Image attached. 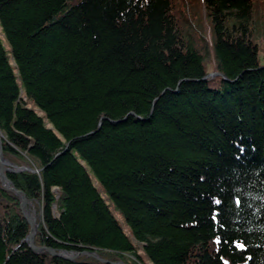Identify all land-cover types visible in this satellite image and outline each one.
Masks as SVG:
<instances>
[{
    "label": "trees",
    "instance_id": "trees-1",
    "mask_svg": "<svg viewBox=\"0 0 264 264\" xmlns=\"http://www.w3.org/2000/svg\"><path fill=\"white\" fill-rule=\"evenodd\" d=\"M202 3L0 0L6 176L79 255L0 181V264H264V0Z\"/></svg>",
    "mask_w": 264,
    "mask_h": 264
},
{
    "label": "rangeland",
    "instance_id": "rangeland-1",
    "mask_svg": "<svg viewBox=\"0 0 264 264\" xmlns=\"http://www.w3.org/2000/svg\"><path fill=\"white\" fill-rule=\"evenodd\" d=\"M176 2H177V5L181 4L184 7V12L188 13L189 15L192 14V11L191 12L189 11V7H190V9H194L192 6L195 5L196 15L192 14L193 15L192 16L193 24L190 25V26L184 27L183 31L186 34H190V35H191V33L194 34L196 32L197 34H201L203 37L208 38V40L211 41V38H213L212 21H211V18L207 15V12H206V10L204 8L205 5H203L202 0H176ZM188 3H193V4L192 5H188ZM256 22H258V24H256L257 27L262 26V25H260V23H264V12H263V10L260 11V17L257 18ZM7 47H8V45H7ZM209 52H210L211 56L209 57L208 63H209V66H212V68L214 69L215 66H214V61H213V57H212L213 52H212L211 48H210ZM259 64L261 66H264V45L263 44H261V46H260ZM35 171H37V170H35ZM0 180H1V176H0ZM94 180H95L96 185L99 188H101L99 186L97 180L96 179H94ZM103 196L106 198L105 194H103ZM20 201H21V199H20ZM107 202L110 204L111 209L115 213L117 219L119 220V222L121 223V225L125 229L126 233L131 237L130 227L126 223L124 217L116 209V207L114 206V204L110 200H107ZM21 210H22V203H21ZM28 210H30L31 214H35V220H36V224H37V220H38V217H39V211L37 209V205L36 206L33 205L32 209L30 208V206H28ZM22 212H23V210H22ZM23 214H24V212H23ZM27 220L29 221V219H27ZM73 255H75V254H71V255H68V256H73ZM147 264H150V262H147Z\"/></svg>",
    "mask_w": 264,
    "mask_h": 264
},
{
    "label": "water",
    "instance_id": "water-1",
    "mask_svg": "<svg viewBox=\"0 0 264 264\" xmlns=\"http://www.w3.org/2000/svg\"><path fill=\"white\" fill-rule=\"evenodd\" d=\"M216 76H221V74L214 72L208 76H206L203 80H206L207 78H211V77H216ZM225 79V77H224ZM225 81L229 82L228 79H225ZM0 176H1V182L3 184L4 187L10 189L12 192H14L16 195H18L21 199V203H22V210L25 214V217L27 219H29V222L31 224V231L29 233V235L27 236L25 243L33 250L36 251L38 253H43L45 252L46 254L50 255V256H54V257H58V258H62V259H67L69 261H74L77 259V257L79 256L78 254H75L73 256H68L66 254L68 253H61V252H57L55 250L49 249V248H38L35 246V235H36V231L38 229V225H36V220H34V223L31 221L30 218V211L28 210V206H29V202L25 196V194H23L21 191L16 190L13 186L12 183L10 181H8L7 176H6V172H19V171H23V170H30V168L27 167H16V166H12L10 163L7 164L8 167L4 166V159H3V144H2V139L0 137ZM84 255L87 256H91L93 258H96L97 260L104 262V260H102L101 258H99L95 253H92L91 251H85L83 253Z\"/></svg>",
    "mask_w": 264,
    "mask_h": 264
},
{
    "label": "bare ground",
    "instance_id": "bare-ground-1",
    "mask_svg": "<svg viewBox=\"0 0 264 264\" xmlns=\"http://www.w3.org/2000/svg\"><path fill=\"white\" fill-rule=\"evenodd\" d=\"M0 137L2 139V134L0 133ZM4 161V160H3ZM5 163V162H4ZM5 167H8L7 166V163L4 164ZM30 211V210H29ZM30 218H31V221L34 223V220H35V214H31L30 215ZM36 224V223H35ZM37 225V224H36ZM37 232V231H36ZM37 253V252H36ZM66 255H71V254H66ZM78 258V257H77Z\"/></svg>",
    "mask_w": 264,
    "mask_h": 264
},
{
    "label": "snow or ice",
    "instance_id": "snow-or-ice-1",
    "mask_svg": "<svg viewBox=\"0 0 264 264\" xmlns=\"http://www.w3.org/2000/svg\"><path fill=\"white\" fill-rule=\"evenodd\" d=\"M241 247H243V245H241Z\"/></svg>",
    "mask_w": 264,
    "mask_h": 264
}]
</instances>
